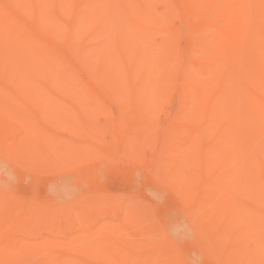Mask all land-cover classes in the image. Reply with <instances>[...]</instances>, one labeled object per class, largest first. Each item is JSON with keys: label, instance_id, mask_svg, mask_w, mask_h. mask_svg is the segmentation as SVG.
<instances>
[{"label": "bare ground", "instance_id": "1", "mask_svg": "<svg viewBox=\"0 0 264 264\" xmlns=\"http://www.w3.org/2000/svg\"><path fill=\"white\" fill-rule=\"evenodd\" d=\"M262 43L264 0H0V93L23 84L20 91L78 99L86 113L116 110L125 158L141 162V147L160 141L154 170L171 156L203 157L232 178L245 220L263 227ZM163 100L175 115L159 130L153 111ZM27 208L22 216L34 217ZM121 247L85 261L74 249L7 237L0 264H118Z\"/></svg>", "mask_w": 264, "mask_h": 264}, {"label": "rangeland", "instance_id": "2", "mask_svg": "<svg viewBox=\"0 0 264 264\" xmlns=\"http://www.w3.org/2000/svg\"><path fill=\"white\" fill-rule=\"evenodd\" d=\"M10 86L0 93V142L12 152L0 151V196L7 207L1 240L74 249L85 261L92 251L106 256L118 243L125 255L118 264H264V225L245 220L232 178L217 173L215 163L170 155L168 166L154 170L161 141L156 149L141 147V162L125 158L127 132L114 122L116 110L86 113L69 95ZM172 115L163 100L153 121L162 130ZM24 207L34 217L22 216Z\"/></svg>", "mask_w": 264, "mask_h": 264}]
</instances>
